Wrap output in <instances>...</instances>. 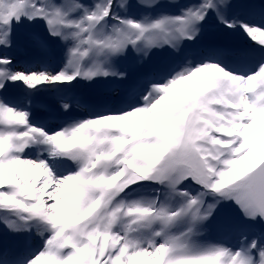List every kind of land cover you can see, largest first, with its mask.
<instances>
[{"label":"snow or ice","instance_id":"6c2138e0","mask_svg":"<svg viewBox=\"0 0 264 264\" xmlns=\"http://www.w3.org/2000/svg\"><path fill=\"white\" fill-rule=\"evenodd\" d=\"M0 264H264V0H0Z\"/></svg>","mask_w":264,"mask_h":264},{"label":"rangeland","instance_id":"374dc122","mask_svg":"<svg viewBox=\"0 0 264 264\" xmlns=\"http://www.w3.org/2000/svg\"><path fill=\"white\" fill-rule=\"evenodd\" d=\"M215 33H216L215 27L211 26L209 28V35L212 38H217L215 36ZM236 39H238V38H236V37L227 38L224 40V42L225 43H232ZM22 56H24V59L21 60V66H26L29 63H32V61H30L28 58L30 56H27V54H22ZM51 63H53V62H51ZM32 66L36 69L38 68L37 63H32ZM91 91H92L91 89L87 88L86 82L82 83V85L79 89V92L84 96L89 95ZM25 102L31 104L32 107L34 108V110L40 114H44L46 112L47 107L54 104V100H53L52 95L46 91L38 93L36 96L27 99Z\"/></svg>","mask_w":264,"mask_h":264},{"label":"bare ground","instance_id":"6f19581e","mask_svg":"<svg viewBox=\"0 0 264 264\" xmlns=\"http://www.w3.org/2000/svg\"><path fill=\"white\" fill-rule=\"evenodd\" d=\"M29 58V60L30 61H32V58L31 57H28ZM37 69H39L40 68V65L37 63ZM48 67H49V70H51V69H55V67H56V64H55V62H53V63H49V65H48Z\"/></svg>","mask_w":264,"mask_h":264}]
</instances>
